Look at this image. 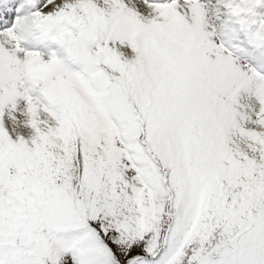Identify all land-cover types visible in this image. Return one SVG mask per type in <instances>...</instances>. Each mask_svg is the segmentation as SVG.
Instances as JSON below:
<instances>
[{
  "label": "snow or ice",
  "instance_id": "6c2138e0",
  "mask_svg": "<svg viewBox=\"0 0 264 264\" xmlns=\"http://www.w3.org/2000/svg\"><path fill=\"white\" fill-rule=\"evenodd\" d=\"M0 264H264V0H0Z\"/></svg>",
  "mask_w": 264,
  "mask_h": 264
}]
</instances>
